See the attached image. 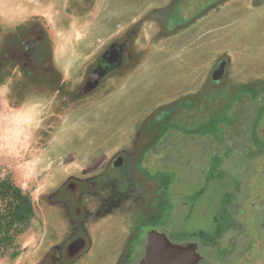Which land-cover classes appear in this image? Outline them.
<instances>
[{
  "label": "rangeland",
  "instance_id": "rangeland-1",
  "mask_svg": "<svg viewBox=\"0 0 264 264\" xmlns=\"http://www.w3.org/2000/svg\"><path fill=\"white\" fill-rule=\"evenodd\" d=\"M90 1L67 3L70 10L85 11ZM110 3L118 12L109 16L101 35L142 34L141 44L130 39L133 57L121 77L109 74L108 84L94 97L70 109L44 98V114L34 115L26 129L6 104L4 111L0 108V180L20 189L34 211L13 245L0 254V264H16L37 249L39 255L31 260L41 257L47 244L40 245L51 229L39 212L37 193L65 172L93 177L96 189L89 195L100 205L77 207L85 216L81 228L91 235V249L72 264H135L142 254L141 234L153 224L164 225L169 238L177 240H194L201 228L211 236L218 214H227L229 205L239 208L240 226L221 238L230 239L234 253L225 264H246L238 253L255 241L264 264V181L262 198L251 208L256 177L264 169L259 137L264 126V0ZM218 63L226 64L214 83ZM90 64L73 63L71 77L79 79ZM26 69L33 74L27 80L36 82L42 68ZM8 75L0 77L5 95L16 90L19 80L15 73ZM35 88L28 87L26 94ZM118 155L124 163L120 171L110 167ZM4 205L0 197L1 214ZM87 220L96 227L91 230ZM220 221L224 228L226 218ZM13 253L19 257L13 259Z\"/></svg>",
  "mask_w": 264,
  "mask_h": 264
},
{
  "label": "flooded vegetation",
  "instance_id": "flooded-vegetation-1",
  "mask_svg": "<svg viewBox=\"0 0 264 264\" xmlns=\"http://www.w3.org/2000/svg\"><path fill=\"white\" fill-rule=\"evenodd\" d=\"M130 32H127L122 38L112 41L102 55L104 58L97 60L92 69L87 70L77 80L72 77L66 79V77L51 68L49 71H51L52 82L48 90L51 101H59L63 103V107L70 109V106L82 103L90 96L94 97L103 86L105 87L108 84L105 79L109 74L118 73V76L121 77L123 69L128 66L129 61L133 57V53L129 52L130 50L128 49L132 37V41L135 42L136 39H139L138 42L141 44L142 34L138 33L136 35ZM34 53L35 50L31 49L27 55L24 51V46L9 51H0V77L15 73L19 77V83L15 90L18 95H24L28 87L43 85L41 81L35 80L36 82H33L23 78L21 76L22 71L18 70L28 67L36 69L38 67L39 63H32V59L30 60ZM9 57L13 58V61H10ZM21 61L25 63H19ZM26 61L29 63H26ZM46 64L50 65V63ZM224 64L226 63H218L216 65V70L213 71L215 75L211 76L212 82L219 83V76ZM91 74L95 76L94 79H92ZM259 137L264 144V126ZM123 166V159L119 155L110 162V167L118 171L122 170ZM262 172L257 174L253 188L256 201L254 200L251 206L252 209H255L262 198ZM62 175L63 178L56 177L52 184L45 186L44 189L37 193L36 204L39 207V212L43 222L51 229V235L40 245L44 246V244H47V246L37 261H32L31 256H38V249L32 254L21 256L16 264H72L89 253L91 235L82 232L81 223L85 216L77 207H80L79 204H83L86 208L93 210L99 205L89 195L90 191L96 189L93 177L81 176V178H76L68 172ZM143 205H146V203L144 204L143 202ZM64 207L69 211L68 215L61 214V210ZM238 210V207L229 205L227 214H218L213 226L214 232H212L211 236L201 228L195 232L197 237L194 236V240L192 237L178 238V240L173 236L169 238L164 225L153 224L152 227H146L140 237L142 254L139 261H136L135 264H141L145 260L147 252L162 259H173L177 264H211L210 259H214L217 264H225L226 260L230 257L232 258L234 253L232 252L233 248L230 239L225 241L221 238L229 228L239 229L235 228L240 226L238 222L239 216L236 215ZM223 217L226 218V226L224 227L226 230L222 228L220 221ZM87 222L91 230L96 227L92 220H87ZM156 227L157 229H155ZM94 232L96 231L94 230ZM228 237L230 238V236ZM57 243L59 244L58 246H56ZM125 245L124 243L122 246ZM258 248L259 242L255 241L252 248L247 250L244 248L242 252H239L238 258L242 260V263L262 264V258L256 251ZM209 252H211L210 255Z\"/></svg>",
  "mask_w": 264,
  "mask_h": 264
},
{
  "label": "crops",
  "instance_id": "crops-1",
  "mask_svg": "<svg viewBox=\"0 0 264 264\" xmlns=\"http://www.w3.org/2000/svg\"><path fill=\"white\" fill-rule=\"evenodd\" d=\"M67 1L0 0V51L24 46L27 53L30 45V50H35L30 60L40 63L38 67L42 68L35 75L41 74L36 81L43 85L37 86L33 94L0 93V108L4 111L6 104L15 112L14 116L17 115L18 125H24L25 129L34 115L44 114L45 104L40 101L50 97L48 90L52 75L49 70L52 68L70 79L73 63H96L104 58L105 49L120 33L101 35L107 28L109 16L118 12L110 0H91L85 11L79 8L70 10ZM9 60L13 61V58L9 57ZM90 69L89 65L85 71ZM32 75L31 71L23 68V78L30 79ZM32 100L35 102L30 103ZM25 129L20 128L19 131L24 133Z\"/></svg>",
  "mask_w": 264,
  "mask_h": 264
},
{
  "label": "trees",
  "instance_id": "trees-1",
  "mask_svg": "<svg viewBox=\"0 0 264 264\" xmlns=\"http://www.w3.org/2000/svg\"><path fill=\"white\" fill-rule=\"evenodd\" d=\"M0 197L4 200V209L0 213V254L13 245L24 225L33 216L31 200L8 180H0ZM26 226V224L24 225ZM17 253L12 254L16 258Z\"/></svg>",
  "mask_w": 264,
  "mask_h": 264
},
{
  "label": "water",
  "instance_id": "water-1",
  "mask_svg": "<svg viewBox=\"0 0 264 264\" xmlns=\"http://www.w3.org/2000/svg\"><path fill=\"white\" fill-rule=\"evenodd\" d=\"M262 181H264V170L262 172ZM141 264H177L173 259H162L157 255H152L149 252L146 254V258Z\"/></svg>",
  "mask_w": 264,
  "mask_h": 264
}]
</instances>
